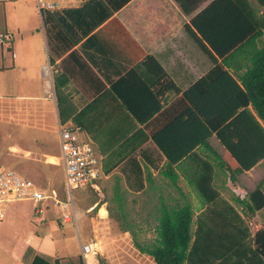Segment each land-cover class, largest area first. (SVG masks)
<instances>
[{
    "label": "crops",
    "instance_id": "0c3cea01",
    "mask_svg": "<svg viewBox=\"0 0 264 264\" xmlns=\"http://www.w3.org/2000/svg\"><path fill=\"white\" fill-rule=\"evenodd\" d=\"M209 1L200 0L187 15L174 0H129L117 9L105 0H81L76 6L42 13L37 12L34 0H0V34L10 37L0 44L4 138L17 140L16 148L24 156L57 161L43 142L54 137L58 151L57 124L79 125L100 158L101 186L110 179L123 181L131 198H137L131 199L133 205H149L143 213L132 215L129 225L124 221L117 228L118 220L111 219L112 244L105 245L100 256H89L87 264H156L135 243L151 248L160 232L162 205H189L193 236L203 206L183 176L191 160L183 156L172 165L178 176L171 183L163 174L166 158L153 136L161 134L157 139L167 147L172 144L175 156L199 138L204 116L197 110L203 108L210 109V124L226 125L228 134L233 130L245 134L246 144L254 146L249 151L258 160L249 169L232 174L236 161L215 135L216 128L211 130L207 147L196 144L191 151L211 163L212 186L238 210L250 234L264 228V206L250 214L233 202L244 197L226 194L241 190L247 195L264 180V4L239 1L241 11L233 8L234 0L214 5L211 21L198 24L220 50L230 47L218 54L190 22ZM241 32L245 33L242 39L234 42ZM49 89L52 97L46 95ZM187 111L197 118L187 122ZM228 139L236 141L235 137ZM17 170L22 176L29 174L27 168ZM148 191L155 202L142 196ZM161 191L166 197H160ZM72 196L73 220L61 219L47 203L43 216L35 217L41 225L26 228L24 238L16 233L21 225L7 220L0 232V240L5 237L7 242L0 247V264H28L35 255L57 264H84L79 245L93 239L101 243L98 218L105 220L106 207L102 202L91 214L95 202L82 210L89 215L88 230L81 240L75 226L73 192ZM119 220L123 222L122 216ZM61 223L74 226L75 248L64 241L71 233Z\"/></svg>",
    "mask_w": 264,
    "mask_h": 264
},
{
    "label": "trees",
    "instance_id": "16d2710c",
    "mask_svg": "<svg viewBox=\"0 0 264 264\" xmlns=\"http://www.w3.org/2000/svg\"><path fill=\"white\" fill-rule=\"evenodd\" d=\"M104 1V0H103ZM111 8L117 9L129 0H105ZM180 11L184 14H190L196 8L200 0H174ZM225 0H210L202 9L196 12L190 22L197 26V30L202 38L215 52L221 54L229 46L220 50L213 44V38L207 31L204 32L198 23L211 21V15L214 12V5ZM227 1V0H226ZM239 1L231 2L233 8L241 11ZM264 4V0H257ZM243 19L242 15H240ZM245 33H239L233 40L234 42L242 39ZM204 52L206 48L202 46ZM209 54V53H208ZM157 108V107H156ZM204 119L203 125L199 130L200 136L188 144L187 148L172 155L173 145L169 147L163 140H154L166 158L165 171L163 174L168 177L171 183H175L177 173L173 171L172 165L178 162L183 156L191 160L188 174H183L186 182L195 192V195L201 202L203 209L196 217V226L193 236L190 233L191 210L189 205L166 207L161 206L160 213L163 218L160 219V232L155 242L150 245L151 248L141 246L135 243V246L141 251L150 255L156 264H264V228L256 230L250 234L247 224L239 214L238 210L229 203L222 195L212 186L213 167L206 159L199 157L194 153L192 148L196 144H202L207 147V139L212 133L211 130L216 128L215 135L219 138L221 144L234 158L237 166L231 170V173L247 170L257 162V156L251 155L250 149L254 146L252 142L246 144L247 136L239 131L226 133L227 126L216 127L209 123L210 109L203 108L197 110ZM259 112V111H258ZM61 114V113H60ZM259 114H261L259 112ZM62 115V114H61ZM208 117V119H207ZM197 117L191 111H187V122ZM63 121V119H61ZM196 123L197 120H196ZM228 137H235L233 142ZM175 146H177L175 144ZM188 155L187 152H190ZM249 153V155H248ZM181 165L177 166L180 170ZM231 175V174H230ZM236 204L244 207L247 213H253L255 210L264 206V195L256 185L250 190L243 199H234ZM28 264H57V261L49 262L41 257L33 256Z\"/></svg>",
    "mask_w": 264,
    "mask_h": 264
},
{
    "label": "rangeland",
    "instance_id": "374dc122",
    "mask_svg": "<svg viewBox=\"0 0 264 264\" xmlns=\"http://www.w3.org/2000/svg\"><path fill=\"white\" fill-rule=\"evenodd\" d=\"M1 112V111H0ZM1 118V114H0ZM1 122V121H0ZM3 124H0V165L7 166L9 168H12L16 170L18 167L27 168L28 170H31L33 172H30L28 170H25L24 176H28L32 181H34L37 185H39L44 190L54 189L57 194L62 195V186H63V178L61 173V168L56 161L54 157H46V158H34L30 155L24 156V152L18 151L16 148L17 140H8V136L4 138L3 136ZM25 143V142H23ZM29 145L28 143H26ZM43 145L50 148V152H54L53 154L58 156L57 151V141L54 137L47 138L46 141L43 142ZM19 170H17L18 172ZM21 174L20 172H18ZM22 175V174H21ZM121 182V184H120ZM114 181L113 179H110L107 184H101L103 183V180H97V182H94L93 184H89L83 188L74 189L72 192L74 193L75 197V226L77 233L79 235V238L83 240V236L87 233V223L88 219L86 218L89 214H84L82 210L88 206L89 204H93L97 202L96 207L91 212V214L96 213L97 207L100 205V203L105 202L106 207V213L103 208H100V213L106 215L105 220H101V218H98V222L100 223L98 225L99 229L97 231L99 237L101 238V245L104 247L107 244H112L109 240V235H111L110 232V224H112L111 219L118 220L117 228H119L118 225H123L124 221L126 225L130 224V221H132L131 216L136 214H141L149 207L144 206H137L133 205L131 199L137 198H131L132 192L126 190V188L123 187L124 183L123 181ZM126 185L128 182L125 183ZM138 185V183H137ZM259 189L264 192V180L260 181ZM151 191L142 193V196L145 197L146 201L155 202L156 198L151 195ZM160 197H166V192H160ZM225 194V193H224ZM226 194L233 195L239 197L241 195L242 197H245L246 193L244 191H238V193L233 192L230 190ZM140 195V194H139ZM159 199V198H158ZM50 202V200H44L41 202L40 206L43 209V212L40 214L42 217L45 213V206L46 204ZM153 207V206H152ZM49 209V208H48ZM149 209V208H148ZM151 210V207H150ZM261 215H264V209L261 212ZM122 216L123 222H121L119 219ZM36 215L33 212V208L29 201H16V202H10L6 204L5 210H4V217L2 222L0 223V232L3 231L2 226L6 224L7 220H12V222L19 223L21 227L19 229H16V233L20 235L21 238H24L26 236L27 229L34 230L35 225H41L40 222L36 221L35 219ZM135 217V216H134ZM133 217V218H134ZM264 217V216H263ZM107 218V219H106ZM101 220V221H100ZM102 222V223H101ZM63 229H67L71 235H67L64 238V241L66 243L72 244L75 248V228L72 225V223H61L60 224ZM8 229L12 230V227L8 223ZM27 228V229H26ZM4 231H6V227L4 228ZM148 237V236H147ZM133 239V238H132ZM134 241L143 243L146 241V239H139L134 238ZM148 240V239H147ZM6 238L4 237L2 240H0V247L6 246ZM50 247V245L46 246ZM68 248V246H67Z\"/></svg>",
    "mask_w": 264,
    "mask_h": 264
},
{
    "label": "built area",
    "instance_id": "2783aa9c",
    "mask_svg": "<svg viewBox=\"0 0 264 264\" xmlns=\"http://www.w3.org/2000/svg\"><path fill=\"white\" fill-rule=\"evenodd\" d=\"M80 1L34 0V3L37 12L42 13L73 7ZM9 40V35L0 34V44ZM46 95L52 97V89H49ZM57 140V162L63 174L62 196H59L54 189L43 190L29 178L10 168L0 166V223L4 217L6 204L16 201H29L34 214L39 218L43 212L41 202L50 200L48 204L58 212L61 219L73 220L72 191L93 184L104 176L100 158L95 154L91 141L79 125L58 123ZM102 248L103 246L95 239L80 244V257L84 264H87L89 256H100Z\"/></svg>",
    "mask_w": 264,
    "mask_h": 264
}]
</instances>
